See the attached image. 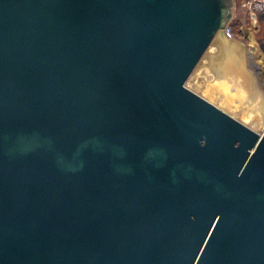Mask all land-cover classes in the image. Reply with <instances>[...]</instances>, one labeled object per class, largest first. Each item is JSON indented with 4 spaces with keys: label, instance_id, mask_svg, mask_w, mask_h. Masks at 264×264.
I'll list each match as a JSON object with an SVG mask.
<instances>
[{
    "label": "water",
    "instance_id": "obj_1",
    "mask_svg": "<svg viewBox=\"0 0 264 264\" xmlns=\"http://www.w3.org/2000/svg\"><path fill=\"white\" fill-rule=\"evenodd\" d=\"M232 7L0 0V264H264V131L185 86Z\"/></svg>",
    "mask_w": 264,
    "mask_h": 264
},
{
    "label": "rangeland",
    "instance_id": "obj_2",
    "mask_svg": "<svg viewBox=\"0 0 264 264\" xmlns=\"http://www.w3.org/2000/svg\"><path fill=\"white\" fill-rule=\"evenodd\" d=\"M232 1V14L228 23L232 31L231 37L226 39L217 34L187 79L185 86L193 93L199 96H204L205 88L218 87V85H216V79L218 80L219 78H222V74L225 72V69H227V66L234 64L231 61V57H234L233 54L237 53L239 55L237 56L239 58L238 65L240 66L238 71L239 73L237 72V78L239 82L241 85L246 86L248 85V80L253 79L251 83H253L258 89L259 93L261 94V98L258 99V101L252 102L251 100L253 99L245 98L243 96H239L242 98H237L236 96L232 98L230 97V100L233 102V105H237L240 109H243L245 113H250L253 117H255L259 124L250 123L245 119V116L239 115V113H236V111L232 108L226 109L223 107L224 105L220 104L216 100H213L211 103L249 129L260 134L264 128L262 127L264 126V113L258 112L261 111V109L263 111L264 106V18L259 16L257 13L252 12L250 9L242 7V3L246 2L247 0ZM250 39L253 40L255 47V55L253 56L254 60L255 62L260 60L257 63L259 67L255 69L250 67L251 61L248 56L250 49ZM220 47L223 49H220ZM218 52H220L219 55ZM239 75L241 77H239ZM242 77L244 79H242ZM242 80L245 82H242ZM237 99H240V101Z\"/></svg>",
    "mask_w": 264,
    "mask_h": 264
},
{
    "label": "bare ground",
    "instance_id": "obj_3",
    "mask_svg": "<svg viewBox=\"0 0 264 264\" xmlns=\"http://www.w3.org/2000/svg\"><path fill=\"white\" fill-rule=\"evenodd\" d=\"M218 35H219V33H218ZM220 49H223V48L220 47ZM219 53L220 52H218V55H219ZM233 55H234V57H231V61L234 64L228 65L227 69H225V72L222 74V78H219L218 80L216 79V81H217L216 85H218V87H216V88H213V87L212 88L211 87L205 88V90H204V94L205 95L201 96V97L203 99H205L206 101H208L209 103H211L213 100H216L220 104L224 105L223 107H225L226 109L227 108H232L233 110L236 111V113H239V115L245 116L246 118L245 117L244 118L247 121H249L250 123L259 124L258 120L255 119V117H253L250 113H247V112L245 113V111L243 109H240L237 105L236 106L233 105L232 104L233 102H231V100H230L232 97H236V96H237V98H242V97H239V96H243L245 98L253 99V100H251L252 102L253 101H258V99L261 98V94L259 93L258 89L254 86L253 83H251V81H253V79L252 80L249 79L248 80V85H246V86L245 85L244 86L241 85V83L239 82V80L237 78V72L239 71V68H240V66L238 65L239 64V60H238L239 58L237 57L239 55L237 53H234ZM254 55H255L254 42H253L252 39H250V49H249V52H248V56H249V59L251 61L250 67L252 69L258 68L259 65H257V63L260 61V60H258L257 62H255L254 57H253ZM213 58H214V56H213ZM233 58H234V60H233ZM239 77H241V76L239 75ZM243 77H242V79H244ZM243 81L244 80H242V82ZM238 101H240V99ZM254 112H256V111H254ZM258 112L259 113L260 112L264 113V106H263V111L261 109V111H258ZM251 113H252V111H251ZM263 121H264V119H263ZM262 127H264V126H262ZM263 131H264V128H263ZM262 132L260 134H262Z\"/></svg>",
    "mask_w": 264,
    "mask_h": 264
},
{
    "label": "built area",
    "instance_id": "obj_4",
    "mask_svg": "<svg viewBox=\"0 0 264 264\" xmlns=\"http://www.w3.org/2000/svg\"><path fill=\"white\" fill-rule=\"evenodd\" d=\"M242 7L250 9L252 12L257 13L259 16L264 18V0H247L242 3ZM224 35L227 39H229L232 35L229 24L224 29Z\"/></svg>",
    "mask_w": 264,
    "mask_h": 264
}]
</instances>
